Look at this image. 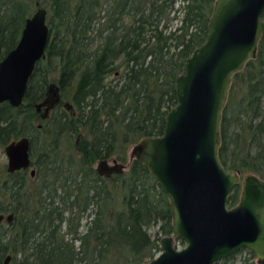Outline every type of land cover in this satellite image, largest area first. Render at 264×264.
<instances>
[{
    "label": "trees",
    "instance_id": "1",
    "mask_svg": "<svg viewBox=\"0 0 264 264\" xmlns=\"http://www.w3.org/2000/svg\"><path fill=\"white\" fill-rule=\"evenodd\" d=\"M213 1L54 0V17L59 19L48 20L51 40L46 58L37 65L58 58L64 67L57 72L58 80L79 112L71 117L60 112L53 123L48 118L36 126L34 103L43 97L48 76L56 72L52 70L32 73L19 106L0 104V145L29 134L38 166L37 187L26 185L19 174H9L6 184H0V211L14 212L10 231L0 234V264L7 253L12 254L10 264H99V256L114 245L127 251L135 264L154 254L159 236L151 238L145 224L159 219L160 231H171L162 188L136 158L126 174L110 177L100 175L93 161L113 152L120 137L127 141L133 134L163 132L165 113L176 102L175 76L205 39ZM176 10L180 20L172 27L170 14ZM10 33L15 40L1 39ZM18 35L15 26L1 33L0 59ZM114 69L118 79L107 81L106 72ZM229 94L234 102L228 101L222 111L220 161L227 169L264 177V16L257 55L233 74ZM79 125L89 132L93 147L79 143L83 153L77 150L80 155L75 157L59 147L61 137ZM108 181L122 187L121 210L108 208L114 201ZM238 190L229 196L231 204L238 200ZM90 204L95 211L80 231V218ZM119 263L118 257L111 264Z\"/></svg>",
    "mask_w": 264,
    "mask_h": 264
},
{
    "label": "water",
    "instance_id": "2",
    "mask_svg": "<svg viewBox=\"0 0 264 264\" xmlns=\"http://www.w3.org/2000/svg\"><path fill=\"white\" fill-rule=\"evenodd\" d=\"M263 16L264 0H214L205 39L175 76L176 102L165 113L163 132L143 135L132 147V155L168 196L174 234L188 241L178 249L172 236H164L160 253L142 264H212L242 245L264 264V179L254 172L243 174L240 199L228 208L226 200L241 172L226 169L218 154L232 76L256 57ZM48 36L45 10L39 8L26 20L16 46L0 61V103H22ZM59 99V85L50 81L36 110L43 106L41 115L46 116ZM29 147L28 135L5 145L9 171L29 165ZM112 162L108 165L107 159H99L95 168L103 176L122 173L125 165L116 159ZM3 216L0 213V219ZM5 216L11 221L13 213Z\"/></svg>",
    "mask_w": 264,
    "mask_h": 264
},
{
    "label": "flooded vegetation",
    "instance_id": "3",
    "mask_svg": "<svg viewBox=\"0 0 264 264\" xmlns=\"http://www.w3.org/2000/svg\"><path fill=\"white\" fill-rule=\"evenodd\" d=\"M39 8H43L44 10H45V20H46V23H47V25H48V28H49V36H48V41H47V44H46V47H47V45H48V43H49V41L51 40V33H50V25H49V23H48V20H51L53 17H54V13H53V8H54V0H0V35H1V33H4L5 31L7 32V30L9 31V29L12 27V26H15L16 27V30H18V32H19V35H18V37H17V40H16V42H15V44L10 48V49H8L4 54H3V56H2V58L0 59V61L7 55V53L11 50V49H13L15 46H16V44L18 43V41H19V39H20V37H21V34H22V31H23V28H24V26H25V22H26V20L28 19V18H31L32 16H33V14L39 9ZM55 18H58L57 16L56 17H54L53 19H55ZM59 19V18H58ZM14 20H17L16 22L14 21ZM18 20H22L21 21V23L18 21ZM14 21V22H13ZM19 22V23H18ZM18 23V24H17ZM7 35V34H6ZM7 37V38H6ZM11 37H12V39L13 40H15V37H14V35H11V33L8 35V36H3L1 39H4V40H12L11 39ZM68 46V45H67ZM46 47H45V50H44V56L42 57V58H40L37 62H36V64H35V67H34V70H33V72L36 70V69H38V71L40 72H44V71H46V70H48V71H60L62 68H64L62 65H59L58 64V58H56V59H54V56H52L51 57V59H48L47 60V65H37V63L40 61V60H42V59H44V58H46ZM4 49H5V47H3V50L2 51H4ZM64 51H66V53L69 51V50H64ZM73 51H75V50H73ZM54 55V54H53ZM67 69H69V67H66ZM111 72H112V70H111ZM114 73H118V70L117 69H114V71H113ZM110 73V71L108 72H106V74H105V76H106V80L108 81V79H107V75ZM59 78L58 77H56L55 79H53V80H50V81H54V82H56L58 85H59V95H60V99L58 100V102L51 108V109H49L48 111H47V114H46V116H42L41 115V113L43 112V106L41 107V110L40 111H37L36 110V103H38V102H40L43 98H44V96H45V93H46V91H47V87H48V84H49V82L50 81H48V83H47V85L45 86V91H44V94H43V97L42 98H39L35 103H34V109H35V111L37 112V115L39 116L38 117V119L35 121V123H36V126L39 128V127H42V120L43 119H48L49 118V122H51V123H53L52 122V120L54 119V115L55 116H58V115H60L59 113L61 112V113H65L67 116H75V115H77L78 114V109H77V107L75 106V104L73 103V101H72V99L70 98V95L68 96V94H70V92L66 89V91L64 90V84H61V82L58 80ZM64 92H65V94H67V96L68 97H64L63 96V94H64ZM24 98V97H23ZM3 102H8V101H3ZM3 102H1V103H3ZM66 102H68L70 105L68 106V105H66L65 103ZM0 103V104H1ZM9 103V102H8ZM10 104V103H9ZM11 105V104H10ZM13 106V105H12ZM19 106V105H18ZM14 107H16V106H14ZM55 110H57L56 112H55ZM54 112H55V114H54ZM72 132H75V135H76V137H75V140H74V146L75 147H77V145L79 144V143H82V145H83V147L85 146V144H84V142L86 141L87 142V145L89 146V147H91L92 146V141H93V139L91 138V137H89V138H87L86 137V134H89V132L88 131H86V130H84V128H83V126L82 125H79L78 126V129L77 130H70V131H68V133H65V137L66 138H69L70 136H71V133ZM85 132H87L86 134H85ZM51 135H49V138H48V141H53L55 138V135H54V132H51L50 133ZM160 134V133H159ZM24 135H27V134H24ZM69 135V136H68ZM20 136H22V135H19V136H17V137H13V138H11L10 140H8L6 143H4L3 145H0V147L1 146H3L4 147V152H5V145L7 144V143H9L11 140H15V139H17L18 137H20ZM28 136H29V140H30V147H29V158H30V163H29V165L27 166V167H20V168H17V169H14L13 171H9L8 169H7V160H6V162H5V165H0V184H6V182H7V180H8V176H9V174H19V175H21V176H24L25 178H27V177H30V179L31 180H33V179H35L36 178V174H37V171H38V166H37V161H36V159L34 160V157H32L33 155H32V142H33V137H31L29 134H28ZM35 139V138H34ZM61 140V139H60ZM67 140H70V139H67ZM35 143H34V145H36V148H37V144H38V142H40V140L38 141V142H36V141H34ZM40 144H41V142H40ZM42 146V145H41ZM93 147V146H92ZM91 147V148H92ZM78 148V147H77ZM59 149H60V147H59ZM79 151V150H78ZM81 154L83 153L82 151H79ZM66 153H68V152H66ZM5 155H6V152H5ZM55 154H53V156H54ZM109 155L110 154H108L107 156H105V157H101V156H99V157H97L93 162H95L96 164H97V160H99V159H107V162H108V165H111L113 162H111V164L109 163ZM6 158H7V155H6ZM113 159H115V158H113ZM113 159H112V161H113ZM95 164V165H96ZM95 165H93L94 166V168H95ZM144 165V164H143ZM146 167V166H145ZM31 169H33L34 171H33V173H31ZM96 169V168H95ZM227 169V168H226ZM148 170V169H147ZM234 170H238V169H234ZM97 171V170H96ZM98 172V171H97ZM148 172H149V170H148ZM114 173H116V172H114ZM114 173H112L110 176H112ZM150 173V172H149ZM151 174V173H150ZM152 175V174H151ZM110 176H106V177H110ZM152 177L157 181V179L155 178V176H153L152 175ZM28 179V178H27ZM158 182V181H157ZM158 184H159V182H158ZM160 185V184H159ZM237 186H239V189H240V191H241V178H240V180H239V182L237 183V184H235V186L232 188V190L230 191V193H229V195H228V198H227V200H226V206H227V201L229 202V196L233 193V191H234V189H235V187H237ZM160 187L162 188V186L160 185ZM162 190H163V188H162ZM163 192H164V190H163ZM165 193V192H164ZM165 195H166V193H165ZM239 196H240V193H239ZM166 197H167V200H168V204H169V199H168V196L166 195ZM239 197H238V200L234 203V204H232L233 206L234 205H236L237 203H238V201H239ZM91 207H93V205L92 204H90L87 208H86V210H85V212H89L90 210H91ZM228 207V206H227ZM230 207H232V206H230ZM169 208H170V204H169ZM229 208V207H228ZM95 211V210H94ZM170 211H171V209H170ZM10 212H12L13 213V218H14V212L13 211H8V212H5V211H0V213H2V214H4V216L0 219V234L1 233H3V232H8V231H10V228H11V226H10V224H11V222L13 221V218H12V220L11 221H7V219H6V214H8V213H10ZM69 213V211H68V209L66 210V214H68ZM84 214V213H83ZM173 217H172V212H171V231L170 232H168V233H163L162 231H160V229H159V227H160V224H159V227H158V230H157V234L153 237L154 239L156 238V236H159V238L157 239V243H158V249H156V251L154 252V254L152 255V256H149V255H146V256H144L142 259H141V262H140V264H142L145 260L146 261H149L151 258H153V257H155V256H157L159 253H160V251L162 250V247H161V244H160V242H161V238L162 237H164V236H172L173 237V243H174V246L176 247V248H178V249H181V248H183V247H186V245L188 244V241L186 240V238H184V237H182L181 235H175L174 234V232H173ZM5 221V223H6V226H4L3 224H2V222H4ZM154 221H156V220H154ZM161 223V222H160ZM79 229H80V226H79ZM81 231V230H80ZM150 235V234H149ZM175 238H180L182 241H186V243H185V245L183 246V247H178L176 244H175ZM241 248H247V249H249L250 250V252H251V254L253 255V252H252V250L249 248V247H247V246H245V245H242V246H240L239 248H238V250L239 249H241ZM237 250V251H238ZM236 251V252H237ZM8 254H10V259L7 261V263L6 264H10V262H11V260H12V254L11 253H7L6 255H5V257L3 258V260H2V264H4L5 263V258H6V256L8 255ZM234 254V253H233ZM229 256H231V255H229ZM229 256H225V257H221V258H219V259H217V260H214V261H212V264H219V262L221 261V260H223V259H226L227 257H229ZM253 257H255L254 255H253ZM256 258V260H257V263L258 264H263L262 263V261H261V259L260 258H257V257H255ZM251 264H254V263H251Z\"/></svg>",
    "mask_w": 264,
    "mask_h": 264
},
{
    "label": "rangeland",
    "instance_id": "4",
    "mask_svg": "<svg viewBox=\"0 0 264 264\" xmlns=\"http://www.w3.org/2000/svg\"><path fill=\"white\" fill-rule=\"evenodd\" d=\"M180 2H177L175 4V7L177 8ZM178 11L176 10L175 12H171L170 14V26L174 27L176 25L179 24V17L177 16ZM177 16V17H176ZM128 18V17H127ZM121 69V68H120ZM58 72V71H57ZM57 72L55 73H51L48 76L49 81L53 80L57 77ZM119 73H114L113 71L110 72L107 75V79L109 81L115 82L116 79H118L117 75ZM70 94H68L69 96ZM64 97H68L67 94H63ZM232 104V102H234L233 99H231L230 94L228 93V97H227V102L226 104ZM228 112H231V109L228 110ZM232 128L235 129L234 125H232ZM87 132H85L86 134ZM122 135V133H120V136ZM134 137L131 139H128L127 141H121V137H120V141L117 140L114 144V150L113 152L110 153L109 155V163L112 162V159L115 158L117 161L122 162L125 167L124 170L122 172V174H126L132 164V161L134 160L135 156L132 155V147L134 146V144L137 143V141L141 138L139 135L137 136V134H133ZM69 136V135H68ZM88 136V137H87ZM75 132L71 133V136L69 138H66L65 136L61 137V146L60 149L66 153V152H72L74 154L75 157H79V153H77V147L74 146V140H75ZM86 137L89 138L91 137L89 134H86ZM70 139V140H67ZM41 147V145H40ZM7 158L4 152V147L1 146L0 147V165H5ZM96 163L93 162V165H95ZM241 172V171H240ZM246 172H252V171H244L241 172V181H242V176L243 174H245ZM256 174H258L260 177H263L262 174H260V172H254ZM28 178V179H27ZM26 178V185L28 184L29 186H31L33 184V186L35 185L37 187V178L31 180L30 177ZM108 184L111 185L110 187L112 188V193L114 195V201L111 202V204L109 205L108 208L110 209H116V210H121L124 207V203L122 200L123 197V190L122 187H119L118 183L116 182V185L113 186V184L108 181ZM239 193H240V189L238 190V197H239ZM227 206H233L230 202L227 201ZM95 210V207H91V210L89 212H85L83 214V216L80 218V230L84 231V229L86 228V225L88 224L89 218L92 216L93 212ZM108 212V211H107ZM106 212V213H107ZM87 213V214H86ZM91 214V215H89ZM160 220H151L148 223L145 224V229L147 231L148 234H150L151 238H153L157 233L159 224H160ZM2 224L4 226H6L5 221L2 222ZM66 226V224H63V227ZM78 240L75 241V245L78 244ZM186 241H182L180 238H175V244L178 247H183L185 245ZM102 254V253H101ZM129 253H127V251H124L120 246H113L109 252L106 254V256L102 257L101 255L99 256V264H111L112 262H114V260H117V258L119 257L120 259V263L119 264H135L132 260H131V256L127 255ZM140 256V255H139ZM126 258H129V261L126 262ZM142 259V258H141ZM141 260L138 261V264H140ZM258 264L257 260L255 257H253V255L251 254L250 250L247 248H241L239 249L237 252H235L234 254H232L231 256L227 257L226 259H223L219 262V264Z\"/></svg>",
    "mask_w": 264,
    "mask_h": 264
}]
</instances>
